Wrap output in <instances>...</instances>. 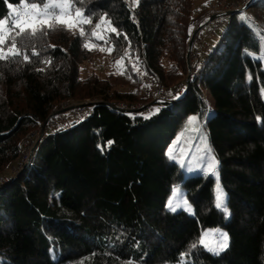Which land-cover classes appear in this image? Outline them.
Listing matches in <instances>:
<instances>
[{
	"label": "trees",
	"instance_id": "16d2710c",
	"mask_svg": "<svg viewBox=\"0 0 264 264\" xmlns=\"http://www.w3.org/2000/svg\"><path fill=\"white\" fill-rule=\"evenodd\" d=\"M20 5L0 0V20ZM72 8L91 21L84 35L56 25L16 36L21 55L0 60V264H264V61L253 58L264 51V0L222 20L193 79L188 44L206 11L196 13L194 0H137L134 8L125 0H73ZM109 21L120 35L110 30L100 45L114 63L129 57L169 96L184 86L155 104L154 115L132 61L118 75L80 79L93 54L84 45ZM86 99V116L64 115L70 123L46 130L12 174L26 135L62 103ZM118 104L141 108L125 113ZM193 116L203 121L215 174L189 175L180 164L189 155L181 141L192 135L199 145ZM217 184L227 215L215 206ZM176 186L192 212L168 209ZM208 229L227 233L219 255L197 243Z\"/></svg>",
	"mask_w": 264,
	"mask_h": 264
},
{
	"label": "rangeland",
	"instance_id": "374dc122",
	"mask_svg": "<svg viewBox=\"0 0 264 264\" xmlns=\"http://www.w3.org/2000/svg\"><path fill=\"white\" fill-rule=\"evenodd\" d=\"M194 1H195L196 13H198L199 11H203V10H206V11H204L205 14H203L201 19H199L194 25V29H195L194 32L201 26L203 30L196 44L193 45V48L190 54L191 68L193 67L192 72L190 73V77H191L190 79H193L196 76L197 72L200 71L201 66L204 65L202 63L208 55L207 54L208 50L212 48L213 46H215V43L219 40L221 33L223 31L224 26L221 24L223 23L222 20L227 19L226 15H223V16L221 15V17H217V18H213V17L218 16L219 14L223 12L225 13L231 12L232 10L235 11V10L243 9L244 12H246L248 8L246 9L244 8L249 7V3L252 2L253 0H237V1L235 0L234 1L233 0H194ZM136 2L137 0H134L135 4ZM211 18L213 19L208 24L204 25ZM83 25L84 24H81L80 28L83 29ZM6 28H7V25L5 26V29ZM110 30H111V27L109 26V23L104 22L101 25L100 29H98L95 32L94 41L89 40L87 42V44L89 45L88 49L92 51L93 54L89 60H87L85 63H83L80 66V79L82 80V82L85 83L92 76H99L101 78H105L109 76L110 74L118 75L125 70L126 68L125 61H129V62L132 61L129 57H126L125 59L123 60L121 59L114 63L111 60V57H110L111 51H109V48L100 45V42H103V43L107 42L108 34ZM71 31L73 33H80L78 28H72ZM0 47H2V45H0ZM188 48H189V44H188ZM187 55H188V52H187ZM187 55H186V59L188 63ZM261 57H264V51L259 55H253L254 59L264 61V59H261ZM131 63H133V65L135 66L138 77H140L145 83L144 88H143V96L148 97L150 94H152L153 102L151 104H147L146 108L147 110L151 109V111L153 112V110L156 109V108L154 109L155 104L160 105L167 101L165 100L164 102H160L159 100H156L154 98L155 94L162 93V92L165 93V91L163 90L162 86H160L158 83H155V81H153L150 77H148V75L145 73L144 70L139 69V65H135L133 61ZM164 64H165V68L167 69L171 66V63L167 60H165ZM182 88H184V86ZM124 90L128 91L129 88H125ZM183 92L184 90L182 91V93ZM182 93H179L178 95H181ZM210 101L211 100L208 98V102ZM89 103L90 101L88 99L83 101V103H74L71 105H69L68 103H62L60 107L57 109L58 111L55 110L53 114H55V116L66 115L67 118L71 119V112H70L71 110H75V109L79 110L85 107ZM136 108L140 109L141 106L138 105L136 106ZM196 120H197L196 121L197 126H194V128L192 127L193 129H191L190 132L191 134H195V135L197 134L199 145L196 146L192 144L193 142L191 140L192 135L190 138L188 136V138L181 141L182 144L185 143V145L182 146L183 148L181 147L180 151L182 152V149H183L184 153H188L189 155L184 154V156H182L180 160V164L183 167V170H185L189 175L196 174L198 172L214 173L216 170V162H215L214 156L212 155L209 149L208 142L205 138L206 133L203 128V121L199 120L198 117H196ZM37 129L28 133L26 137L24 138L23 146L25 147V150L21 157L20 163L14 169L15 172L12 170V174L19 172L21 168H23V165L27 163L29 159L28 158L29 153L25 154L26 150L28 149L27 145L31 146V142L34 141L35 137H37ZM210 165H214V167H210ZM220 189L223 191L221 187ZM184 192L185 191H183V189L180 186H176L174 187L172 195L169 198V201L171 200L174 204L181 205V207H177L176 211L185 210L186 207L191 208ZM191 212H192V208H191ZM217 230H219V232L221 233H226L224 229L223 230L222 229H211V230L208 229L204 233L207 232V233H210V235H208L207 237H204V244H207L208 246H215L218 243L217 235L215 234Z\"/></svg>",
	"mask_w": 264,
	"mask_h": 264
},
{
	"label": "snow or ice",
	"instance_id": "6c2138e0",
	"mask_svg": "<svg viewBox=\"0 0 264 264\" xmlns=\"http://www.w3.org/2000/svg\"><path fill=\"white\" fill-rule=\"evenodd\" d=\"M72 3L73 0H21V5L19 7L13 8V12L10 13L6 19L0 20V45L5 44L6 37L9 33H15L12 37V43L7 49L0 47V60L8 59L10 55H21L20 49L16 46V36L23 38L25 35L28 37H35L38 33L46 34V29L53 30L56 25H61L64 30L78 28L80 34L84 35V31L80 28V25L91 23V21L89 18L85 17L79 9L73 10ZM110 23L109 21V25ZM6 25L7 28L5 29ZM17 29L19 31H16ZM111 31L120 35L115 28H112ZM125 39H127V37H125ZM84 46L89 48L88 44ZM109 51H111V49H109ZM33 55H36V53H33ZM24 59L28 60V57L25 56ZM261 59H264V57H261ZM249 79H251V77H249ZM158 111L159 109H155L152 114L154 115ZM257 119L259 120V118ZM195 121L196 117H190L188 124L192 125ZM111 143L112 141L108 142L109 145H111ZM98 147L101 146L98 145ZM103 150L104 149L101 147V151ZM210 167H214V165H210ZM216 175L218 180V174ZM215 206L217 209L224 211L226 215L228 214L224 193L220 189L219 184H217ZM167 207L170 211L175 212L177 207H181V205L174 204L170 200ZM185 210L191 212L190 207H186ZM215 234L218 239V243L215 246L204 244V237L210 235V233L207 232L203 234L201 240L197 243L204 244L207 251L212 252L214 255H219L221 251L228 247V236L227 233H221L219 230H217ZM197 243L192 244L191 247H197Z\"/></svg>",
	"mask_w": 264,
	"mask_h": 264
},
{
	"label": "built area",
	"instance_id": "2783aa9c",
	"mask_svg": "<svg viewBox=\"0 0 264 264\" xmlns=\"http://www.w3.org/2000/svg\"><path fill=\"white\" fill-rule=\"evenodd\" d=\"M126 4L128 5L129 8H134L136 6V4L134 3V0H125ZM183 91V88H180V90H176L173 95L169 96L167 95L166 93L162 92V93H156L155 94V99L156 100H159L160 102H164L165 100H168L172 97H175L177 96L179 93H182ZM117 110L121 111V112H125V113H131L133 112L134 109H138V108H129L125 105H122V104H118L116 107H115ZM87 109L86 108H81L79 110H71V119L72 120H77V119H81L83 117L86 116L87 114ZM69 120L64 117V116H55V114H52L48 120L46 121V123L44 124V126H40L38 129H37V137L34 138V141L31 142V146L27 145L28 149L26 150L25 154L26 153H29V159L31 157V155L33 154L34 150L37 148V144L38 142L40 141V139L44 136V133H45V129L46 130H56L57 128L59 127H65L69 124ZM28 144V143H27ZM24 154V155H25ZM28 159V161H29ZM27 161V163H28ZM26 163V164H27ZM13 171L15 172V170L13 169ZM18 173V172H16ZM15 173V174H16ZM6 183V180L0 176V188Z\"/></svg>",
	"mask_w": 264,
	"mask_h": 264
},
{
	"label": "water",
	"instance_id": "95a60500",
	"mask_svg": "<svg viewBox=\"0 0 264 264\" xmlns=\"http://www.w3.org/2000/svg\"><path fill=\"white\" fill-rule=\"evenodd\" d=\"M246 8H248V7H245L244 9H246ZM240 12H244V10H243V9H240V10H235V11L226 12V13L223 12V13L219 14L218 16H214L213 18L221 17V15H222V16H223V15L230 16V15H232V14L240 13ZM213 18L209 19V20L207 21V23H205L204 25L208 24ZM204 25H203V26H204ZM201 28H202V26L199 27V28L193 33V35H192V37H191V39H190V43H189L188 55H187V58H188V73H189L187 77H189V78H191V77H190V73L192 72L191 62H190V54H191V51H192V48H193V45H194L195 37H196L197 33L199 32V30H200ZM189 78H188V79H189Z\"/></svg>",
	"mask_w": 264,
	"mask_h": 264
}]
</instances>
